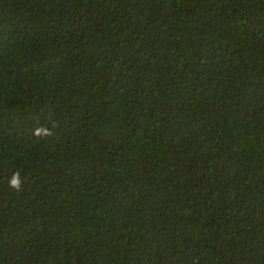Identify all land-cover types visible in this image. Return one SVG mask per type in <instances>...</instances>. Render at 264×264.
Wrapping results in <instances>:
<instances>
[{
    "label": "trees",
    "instance_id": "obj_1",
    "mask_svg": "<svg viewBox=\"0 0 264 264\" xmlns=\"http://www.w3.org/2000/svg\"><path fill=\"white\" fill-rule=\"evenodd\" d=\"M0 264H264V0H0Z\"/></svg>",
    "mask_w": 264,
    "mask_h": 264
},
{
    "label": "clouds",
    "instance_id": "obj_2",
    "mask_svg": "<svg viewBox=\"0 0 264 264\" xmlns=\"http://www.w3.org/2000/svg\"><path fill=\"white\" fill-rule=\"evenodd\" d=\"M12 186H13V187L18 186V181H17L16 179H13V181H12Z\"/></svg>",
    "mask_w": 264,
    "mask_h": 264
}]
</instances>
